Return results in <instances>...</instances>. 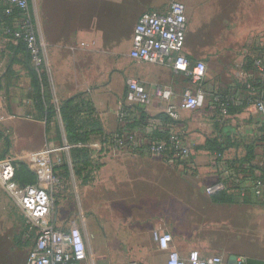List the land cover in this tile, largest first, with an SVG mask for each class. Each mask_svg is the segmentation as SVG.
<instances>
[{"label": "crops", "instance_id": "0c3cea01", "mask_svg": "<svg viewBox=\"0 0 264 264\" xmlns=\"http://www.w3.org/2000/svg\"><path fill=\"white\" fill-rule=\"evenodd\" d=\"M29 1L45 50L46 82L34 79L36 66L26 48L0 36V138L4 142L0 140L3 148L5 139L10 140L4 158L23 159L29 152L48 149L40 162L24 160L37 175L36 183L49 186V175L59 177L55 190H68L75 198L72 210L59 209L57 226L81 228L94 264L96 258L108 259V264H128L131 259L167 264L168 251L160 249L153 238L156 230L171 233V248L183 257L197 249L204 257L222 256L225 264L264 261V202L248 180L236 172L240 182L213 194L206 191L222 174L215 151L209 148L214 138L223 146L229 164L246 157L252 147L254 173L264 174V121L250 104L232 110L223 123L207 120L203 110H181L180 124L192 148L191 171L160 156L130 149L100 155L90 146L88 170L78 174L74 169L61 115L69 98L80 95L91 102L105 133L111 135L119 127L118 110L129 78L148 89L154 85L172 88L176 103L186 88H194L187 75L171 66L139 62L130 56L141 14L165 11L170 0H39L37 10L36 0ZM184 4L189 24L183 51L207 62V89L241 90L246 55L264 49V32H260L264 0H184ZM237 37L242 40L236 43L232 39ZM43 81L50 96L44 94ZM164 110L165 104L156 99L144 108L151 117ZM50 112L55 114L51 118ZM144 126L140 121L130 124L140 135ZM94 164L98 167L89 170ZM84 171L89 172L84 175L87 178L93 174V180L83 181ZM102 182L108 204L106 212L96 213L85 201L89 200L87 192ZM219 192L230 200L214 199Z\"/></svg>", "mask_w": 264, "mask_h": 264}, {"label": "built area", "instance_id": "2783aa9c", "mask_svg": "<svg viewBox=\"0 0 264 264\" xmlns=\"http://www.w3.org/2000/svg\"><path fill=\"white\" fill-rule=\"evenodd\" d=\"M5 13L13 18L9 25H1L8 37L22 40L31 60L37 69L46 64L43 43L36 27L28 0H0ZM185 4L180 0H170L165 11H145L135 26L130 56L132 59L152 64L169 65L177 73L187 75L194 88H186L179 103L172 88L154 85L148 89L136 79L127 80V94L118 110L119 127L104 140L94 143H81L90 146L100 155L113 154L130 149L133 153H147L160 156L167 163L183 166L188 171L194 169L192 148L187 140L185 126L180 124L181 110H203L207 120L223 123L229 116L232 105H252L264 121V49L253 58L252 69L243 68L240 72L242 89L208 90L204 80L208 71L203 59H192L183 48L188 30ZM249 53V52H248ZM248 55V54H247ZM165 104L169 121L147 116L143 121L144 133L140 135L130 127L140 112L135 114L134 106L144 110L152 100ZM209 99V100H208ZM177 121V123H176ZM165 133L164 136L157 134ZM48 149L25 154L24 159L40 162ZM215 161L222 170L220 178L206 186L209 194L226 190L230 183L240 182L236 169L224 160L223 154H214ZM17 159L7 157L0 161V183L23 210L27 223L35 231V245L27 264H94L89 256L87 238L81 228H59L54 217L53 192L60 184L59 177L49 175V186L38 183L20 185L16 179ZM248 185L264 202V178L248 179ZM153 238L160 249L168 251L167 264H225L220 255L204 257L197 249L186 257L171 248L173 236L169 232L156 230ZM129 264H144L131 261Z\"/></svg>", "mask_w": 264, "mask_h": 264}, {"label": "trees", "instance_id": "16d2710c", "mask_svg": "<svg viewBox=\"0 0 264 264\" xmlns=\"http://www.w3.org/2000/svg\"><path fill=\"white\" fill-rule=\"evenodd\" d=\"M29 4L31 8L30 1ZM4 9H5L4 6L0 4V24L9 25L13 17L11 15H7ZM0 36L8 37V35L3 30H0ZM8 40L10 41V43H17V44L19 43V46H21L23 49L24 47L26 48L22 40H15L14 38H9ZM255 52L256 51L252 50L249 52L248 55H246V62L244 67L245 69L253 68L252 67L253 58L255 55L258 54V52L257 53ZM192 59L194 60V58ZM32 69H33L32 71H33L34 79L38 80V77H41L45 81V76H46L45 65L39 67V69H36L34 67ZM221 91L223 93L229 92L228 89L225 90L222 89ZM80 97L81 96L79 95L69 98L67 101H65V103L61 107V115L65 123L68 143L71 145V153L73 157L72 163L74 169H76V173L78 174H80V171L83 169L88 170V165L92 163L90 162V160L92 161L90 157L92 153L91 149L88 148L87 146H80L79 144L88 143L93 139L104 140L108 136H110L109 134L105 133L103 125L100 122L96 110L92 106L91 102L85 101ZM37 100L41 101L40 96L37 98ZM243 106H245V104ZM243 106L232 105L230 107L229 114L235 108L243 107ZM133 109L138 110L140 112V119H137L135 123L139 121L143 122L145 118H147L148 115L142 108L134 106ZM54 115H55L54 112H50L49 118H51ZM156 117L164 121L170 120L169 116L165 112L158 114ZM215 123H221V122L215 121ZM157 135L164 136L165 133H159ZM4 146H5V150L3 152L4 155L2 156V158H4L9 152L10 140L8 137L5 139ZM209 148L215 151L214 154L216 153L223 154V146L216 138L209 140ZM254 159H255V154L253 148L251 147L246 157L239 160H234L230 163L236 169L238 174H240L241 177H243L244 180L264 178V174L261 176V175H257V173H254V168L257 167L256 164H253ZM15 165H16L15 179L20 185L34 184L37 182V175L32 171V169L29 167L28 163L24 159H17L15 161ZM82 166H84V168ZM63 167H66V165H64ZM96 167H98V164L92 165V168H89V170H92L93 168L96 169ZM232 183L234 184L235 182ZM235 187H237V185ZM214 199L218 201L230 200L229 197L224 192L217 193L214 196ZM26 228L27 231H29L30 233H34L35 235L34 229L31 228L28 223L26 224ZM247 264H264V261L249 260Z\"/></svg>", "mask_w": 264, "mask_h": 264}, {"label": "rangeland", "instance_id": "374dc122", "mask_svg": "<svg viewBox=\"0 0 264 264\" xmlns=\"http://www.w3.org/2000/svg\"><path fill=\"white\" fill-rule=\"evenodd\" d=\"M180 1L184 3V0H180ZM35 4L37 10L39 7V0H36ZM260 30H261L260 32L262 31L264 32V27H261ZM260 32L255 35H260L261 34ZM195 36L197 37V34H195ZM232 40L236 41L237 43L242 40V37L241 38L237 37V39H232ZM195 44L197 43H194V45ZM192 47L195 51H198V49L196 47L194 48L193 45ZM45 82L43 81L42 83L44 94L50 96ZM1 135L2 133L0 131V137ZM1 140H0V161L3 160L2 156L4 155L3 152L5 150V148H3L4 141L2 140L3 141L2 142ZM82 167L84 168V166ZM82 174H83L82 176L83 181L87 182V179L93 180L94 178L93 174H90L88 178L85 177L86 174H88L87 171H84ZM103 189H104V182H102L101 184L96 183L93 186V188L90 189L89 192H87L89 193L88 194L89 200L85 201V203L93 206L92 210L96 213L106 212V204L108 203H105V200L108 199V194L105 193ZM53 197H54V215L56 220L58 221V219L61 218L59 215V209L61 212L64 211V209H68V208L72 210V207L76 205V201L74 200L75 198L73 197L72 193L69 192L68 190H65L64 193L55 190L53 192ZM26 224H27V219L23 210L21 209L19 204L9 195V193L5 190L3 185L0 183V264H27L28 256L35 245V235L34 233H30L29 231H27ZM131 261L132 259L130 260V262ZM133 261H138V260H133ZM96 263L108 264V259L98 260L96 258Z\"/></svg>", "mask_w": 264, "mask_h": 264}]
</instances>
